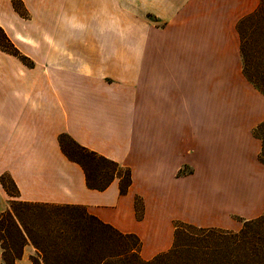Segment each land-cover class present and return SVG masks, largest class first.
<instances>
[{
  "label": "crops",
  "instance_id": "1",
  "mask_svg": "<svg viewBox=\"0 0 264 264\" xmlns=\"http://www.w3.org/2000/svg\"><path fill=\"white\" fill-rule=\"evenodd\" d=\"M19 1L26 16L0 0V27L33 65L0 48V176L20 200L82 205L136 234L144 259L173 246L178 221L239 230L264 213V93L238 31L261 0ZM62 134L128 166V192L90 188ZM9 198L0 182V214Z\"/></svg>",
  "mask_w": 264,
  "mask_h": 264
},
{
  "label": "trees",
  "instance_id": "2",
  "mask_svg": "<svg viewBox=\"0 0 264 264\" xmlns=\"http://www.w3.org/2000/svg\"><path fill=\"white\" fill-rule=\"evenodd\" d=\"M13 4L21 14L27 15L19 0H13ZM238 31L244 73L264 93V0L255 11L239 20ZM0 48L25 64L33 65L1 27ZM261 128H264V121L254 129L263 143L259 158L264 163V136L258 134ZM60 144L64 154L82 166L90 188L104 189L118 179L120 193L128 192L132 183L128 166L79 144L68 134L60 135ZM0 182L10 197L19 198V189L10 175H1ZM15 202H10V207L0 214L4 259L0 264H16L27 243L36 248L37 255L31 256L32 264H264V213L242 219L239 230L200 227L178 221L173 246L151 259H144L140 255L142 242L136 234L120 231L82 205L21 200L18 204L30 211V215L23 216L12 213L11 206ZM136 212L142 218L144 205L139 196L136 197ZM9 227L17 230L16 239L11 235L7 240L4 238L3 233L9 232Z\"/></svg>",
  "mask_w": 264,
  "mask_h": 264
},
{
  "label": "rangeland",
  "instance_id": "3",
  "mask_svg": "<svg viewBox=\"0 0 264 264\" xmlns=\"http://www.w3.org/2000/svg\"><path fill=\"white\" fill-rule=\"evenodd\" d=\"M258 134L261 135V136H264V128H261L260 130H258ZM66 143H70V142H67ZM70 145V144H69ZM6 181L8 182L10 188L12 190H14V186L13 184L11 183L10 179L8 178V176H6ZM14 202L16 201L15 203L12 204L11 208H12V213L13 214H16V213H20V215H23V216H28L30 215V211L24 207H22L19 203L20 198H17V197H10L9 198V203H8V207H10V202ZM4 235V238L7 240V236L8 235H11L14 239H16L18 237V232L15 228L13 227H9V232L8 231H5L3 233ZM32 244V243H30ZM33 245V244H32ZM34 256L37 255L36 252L33 254Z\"/></svg>",
  "mask_w": 264,
  "mask_h": 264
}]
</instances>
